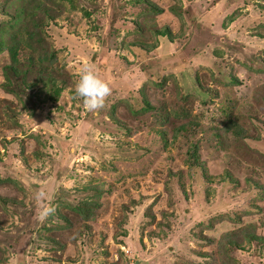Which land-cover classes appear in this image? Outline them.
<instances>
[{"label":"rangeland","instance_id":"374dc122","mask_svg":"<svg viewBox=\"0 0 264 264\" xmlns=\"http://www.w3.org/2000/svg\"><path fill=\"white\" fill-rule=\"evenodd\" d=\"M43 1L52 17L31 16L44 39L29 41L54 53L57 85L23 83L39 64L23 44L7 92L0 52V177L14 180L0 182V264H264V241L245 239L264 235V0H152L161 14L146 0ZM17 2L0 0L7 43L28 21ZM86 65L111 87L95 112L74 91ZM95 187L103 205L83 219L68 204ZM42 205L55 209L43 220ZM225 231L240 243L227 254Z\"/></svg>","mask_w":264,"mask_h":264},{"label":"trees","instance_id":"16d2710c","mask_svg":"<svg viewBox=\"0 0 264 264\" xmlns=\"http://www.w3.org/2000/svg\"><path fill=\"white\" fill-rule=\"evenodd\" d=\"M138 2H142L143 0H137ZM148 3V7L149 10H151L152 12H155L157 14H161L164 12V7L163 6H159L157 3H155L152 0H146ZM18 9L19 11H16L15 16H13V19H15V21H17L18 19H20V17H22V14H24L25 19H27V25L24 28V30L22 29H18L15 28L14 23L12 24V26L10 25V27L15 31V33L12 36V43H7V40L4 38V33L6 32V29L3 26H0V52L4 51L5 49L8 50L10 59H11V63L7 64L4 67V76L6 78V82L3 83V88L4 90H6L7 92L10 93H15V91L10 87V85L13 84L14 82V77L13 76H24L25 70L24 69H20L17 66V63L20 62V50L24 47V45L28 46V47H32L33 49L30 52V57H28V61L32 63L35 62H39L38 66H36V72L35 74L37 75V79H35L34 81H32L31 83H26L23 80V83H25L27 86H35L37 84L38 81L43 82V85H47L48 83H53L55 85H57V81L55 80V77L53 74H51L53 66L52 64L54 63L53 61V57L55 56L54 53H50L48 50L42 49V47L40 48V50H38L39 52H37L35 49L37 48L36 44H32L29 41V38H33L34 34L36 38V41L38 44L41 43V41H43L44 39V34L42 33V27L40 26L41 20H42V16L40 17H36V19H32L31 16H33L36 12H41V11H46L47 13L49 12L48 9L45 8V3L43 0H18ZM171 12L176 13L178 16H180L179 14V10H178V6L177 5H173L170 7ZM29 17H31L32 22L35 24V28H30V24L29 21H31V19L29 20ZM48 17H52L51 14L48 13ZM236 18V16L234 14L228 16V21L232 22L234 21ZM38 21V23H37ZM14 22V21H13ZM16 23V22H15ZM33 26V27H34ZM39 30V31H38ZM24 32H28V36L27 38H20L19 35L23 34ZM159 33L162 34V36H167L170 40L175 39L173 36V32L171 31V29L169 28H165L164 30H159ZM16 35V36H15ZM32 52H37L38 54V60H34L31 56ZM29 64V63H28ZM46 66V67H45ZM51 70V71H49ZM54 70V69H53ZM46 74V75H44ZM17 82V81H16ZM235 83V80H232L228 83ZM18 83V82H17ZM60 88H58L56 90V93H59ZM206 91H209L208 89H206ZM51 99L55 98V95H51L49 96ZM225 131L224 133L227 134L229 136V134H233V132L235 131V133L238 135L240 133L239 130V125L237 123H235L234 121H229V123L227 122L226 126H225ZM185 128L184 125H181L179 127L180 130H183ZM174 136L177 137V132L174 133ZM222 136V135H221ZM193 151H197L196 149L192 150L189 149L188 152L186 153V157L184 159V164L187 165V167H192L194 166L195 162L198 161V156L196 155V153H194ZM13 179L9 178V177H0V182L1 183H13ZM87 189V188H85ZM103 190L101 188L95 187L94 188V192L93 194L80 201L78 204L75 205H69L68 207L73 208L74 210H76L77 212H79V214L81 215V217L83 219H87L88 217H90L91 215L95 214L96 209L100 208L103 205V200H102V196H103ZM48 230L51 228H47ZM229 231H225L224 234L220 237L221 242H219V246L220 249L224 250V253H228V247L227 245H232L234 244L235 247L240 248V243L238 241H235L233 239L230 238L229 236ZM50 236V235H49ZM52 242H54L55 244H59L56 240V238H52ZM245 239L248 242H252L255 240H262L264 241V235L258 233V232H247ZM206 240L210 241V237H207ZM225 242V243H224ZM227 243V244H226Z\"/></svg>","mask_w":264,"mask_h":264},{"label":"clouds","instance_id":"9594fccd","mask_svg":"<svg viewBox=\"0 0 264 264\" xmlns=\"http://www.w3.org/2000/svg\"><path fill=\"white\" fill-rule=\"evenodd\" d=\"M74 91L77 97L82 98L84 107L90 112H95L103 108L105 99L111 94V87L86 65L79 73ZM34 198L39 202L46 201L48 193L45 189L41 188L35 193ZM54 211V208L42 205L39 209L38 217L43 220Z\"/></svg>","mask_w":264,"mask_h":264}]
</instances>
